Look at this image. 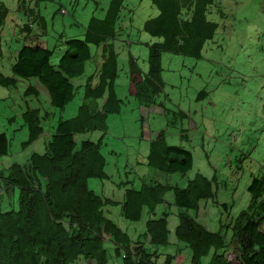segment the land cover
Instances as JSON below:
<instances>
[{
    "label": "trees",
    "instance_id": "1",
    "mask_svg": "<svg viewBox=\"0 0 264 264\" xmlns=\"http://www.w3.org/2000/svg\"><path fill=\"white\" fill-rule=\"evenodd\" d=\"M53 1L19 0L18 8L24 15L23 46L9 50L12 75L0 70L1 87L18 90L24 80L28 85L23 98L35 99L40 96L37 86H42L54 110L42 112L41 108L26 103L19 127H27L29 134L21 143L22 152L41 139L44 151L8 167L2 165L3 158L12 156V138L8 136L12 130L8 132L3 127L18 122L19 117L0 121V264H77L80 260L86 264H110V260L119 264H173L186 251L191 254L190 264H264V170L259 176L252 175L246 209L236 215L232 213L233 206L222 204L224 213L229 215H223L226 218L220 219L216 232L199 220L203 203H217L212 179L202 174L195 175L181 188L160 177L142 179L137 185L136 178L126 172L124 181L118 184L125 188L124 200L119 202L90 186L94 179L103 182L111 179L105 170L102 148L107 118L119 114L122 103L116 90L120 54L113 51V42L120 35L117 23L126 0H112L102 16L95 14L84 35L71 37L60 33L57 39L60 45L56 47H61V55L57 61H54L56 49L44 47L41 41L43 36L51 37L42 12ZM148 1L159 11L158 16L143 25L144 33L155 41L147 44L148 70L138 68L131 58L130 92L143 108L155 103L145 92L149 87L155 90L160 83L162 56L202 59L205 45L219 29L218 21L209 18L212 0ZM101 4L103 1L99 2V8ZM8 14L9 9L0 3L2 58L5 54L2 30ZM96 58L102 60L100 65L88 70L87 63ZM82 77L86 78L85 84L75 82ZM81 88L84 97L78 114L64 119L62 113ZM55 117L58 120L52 125ZM98 131L103 135L95 142L90 133ZM81 135L83 138H79ZM149 148L145 165L159 172V176H185L194 168L192 152L167 144L162 134L151 140ZM170 193L173 203L166 200ZM108 206H120L124 220L131 225L144 222V228L133 226L124 230L107 215ZM159 206L165 209L157 215ZM172 206L178 218L176 243L170 240ZM107 244L112 245L111 249ZM170 246L177 250L161 252L160 248ZM231 249L237 262L228 259Z\"/></svg>",
    "mask_w": 264,
    "mask_h": 264
},
{
    "label": "rangeland",
    "instance_id": "2",
    "mask_svg": "<svg viewBox=\"0 0 264 264\" xmlns=\"http://www.w3.org/2000/svg\"><path fill=\"white\" fill-rule=\"evenodd\" d=\"M103 1L99 8V2ZM112 0H54L48 3L42 14L46 17L51 37L41 38L44 47L55 48L54 61L61 55L57 40L60 33L68 36L84 35L90 19L102 16ZM226 16L222 20L218 35L209 41L203 50V58L164 54L163 71L160 83L155 90L145 92L154 98V109L145 111L132 92L131 58L138 68L147 71L149 67V48L147 44L155 41L143 31L144 23L159 15L148 0H126V8L117 23L120 34L115 50L118 56L120 77L116 82L118 97L122 99L119 114H110L107 118V133L102 148L106 172L111 179L92 180L90 186L98 193L114 199L124 200L125 188L119 187L126 172L135 177L136 184L142 179H157L169 184L186 187L189 179L202 174L212 179L214 200L206 202L201 212L200 222L212 231L220 228L219 220L226 218L222 204L233 206L238 215L249 204L247 191L252 175L259 176L264 168V0H218ZM6 5L9 14L2 30L5 49L4 58L0 57V70L11 76L9 50L23 46L24 15L19 11V0H0ZM66 8L68 14L59 12ZM42 32V31H41ZM79 38H83L80 36ZM95 50V47H92ZM101 59L87 63L89 70L99 66ZM83 78V79H82ZM75 82L85 84V77ZM28 83L21 80L18 90L0 86V121L19 117L18 122L3 127L12 130V156L3 158V167L17 161H25L35 152L43 153V141L22 152L21 143L28 139L27 127L21 125V114L26 103L44 111H54L49 103L45 88L37 86L40 96L35 99L23 98ZM84 89H79L62 113L64 119L75 117L83 103ZM166 110V114L163 111ZM58 117L51 120L56 125ZM47 129L49 126H46ZM17 128V129H16ZM162 134L167 144L181 146L193 154L194 168L185 176L160 175L145 165L151 140ZM102 132L90 133L97 142ZM83 138V135L79 136ZM14 155V156H13ZM215 178V181L213 180ZM159 179V178H158ZM163 182V183H164ZM130 186V184H128ZM11 196V192H9ZM166 200L173 203V195ZM218 204V205H217ZM163 207L157 208L160 215ZM107 215L124 230L144 228V222L131 225L121 216L120 206H108ZM169 217L170 240L176 243L175 228L178 225L176 209L172 206ZM223 219V220H224ZM134 236V233H131ZM106 247L111 249L112 245ZM162 253H174L175 246L160 248ZM187 253L183 252L173 264H189ZM113 254V253H112ZM77 264H86L80 260ZM110 264L119 261L110 260Z\"/></svg>",
    "mask_w": 264,
    "mask_h": 264
},
{
    "label": "clouds",
    "instance_id": "3",
    "mask_svg": "<svg viewBox=\"0 0 264 264\" xmlns=\"http://www.w3.org/2000/svg\"><path fill=\"white\" fill-rule=\"evenodd\" d=\"M158 11V10H157ZM212 14H210L209 15V18L212 20V19H214L215 18V21H218V23H219V29H218V31H217V35H218V39H219V34H220V27H221V23H222V20L225 18V16H226V13H225V11H224V9H223V7L220 5V2L218 1V0H212ZM159 12V11H158ZM62 14H64V15H66V14H68V11L66 10V9H64L63 11H62ZM204 15H205V13H204ZM205 18H206V15H205ZM206 21H207V18H206ZM118 33H119V31H118ZM119 38H120V35L119 36H117V39L116 40H114V42H113V48H114V50L113 51H115V48H117L116 47V42L119 40ZM111 43H112V41H111ZM100 49H102V47L100 48ZM100 52H101V50H99ZM118 51V50H117ZM154 106V105H153ZM155 107V106H154ZM152 109H154L153 107H150V108H145V111H147V110H151V111H153ZM163 113H164V111H163ZM104 133H107V131H105ZM229 255H233V259H234V257H235V253H234V251L231 249L230 250V252H229V254H228V259H229ZM230 260L229 259V261H233V262H237V260ZM236 264H239L238 262L236 263Z\"/></svg>",
    "mask_w": 264,
    "mask_h": 264
},
{
    "label": "crops",
    "instance_id": "4",
    "mask_svg": "<svg viewBox=\"0 0 264 264\" xmlns=\"http://www.w3.org/2000/svg\"><path fill=\"white\" fill-rule=\"evenodd\" d=\"M204 206H205V204L203 203L202 205H201V211H200V214H199V216H201V212L203 211V208H204ZM248 206V205H247ZM247 208V207H246ZM232 213H233V211H232ZM225 215H229V214H225ZM222 219V218H221ZM219 223H220V220H219ZM221 224V223H220ZM208 228V227H207ZM209 229V228H208ZM210 230V229H209ZM219 229H217L216 231H218ZM212 231V230H211ZM216 231H214V232H216ZM233 244L235 245H233V247H236V243L235 242H233ZM187 252V251H186ZM187 255H188V258H189V260H190V257H191V254H190V252L189 253H187ZM176 261V260H175ZM174 261V262H175ZM183 261V260H182ZM181 260H177V262H182ZM190 264V263H189Z\"/></svg>",
    "mask_w": 264,
    "mask_h": 264
},
{
    "label": "built area",
    "instance_id": "5",
    "mask_svg": "<svg viewBox=\"0 0 264 264\" xmlns=\"http://www.w3.org/2000/svg\"><path fill=\"white\" fill-rule=\"evenodd\" d=\"M229 259L232 260L233 259V255H229Z\"/></svg>",
    "mask_w": 264,
    "mask_h": 264
}]
</instances>
